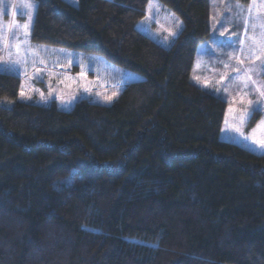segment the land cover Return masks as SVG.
I'll return each mask as SVG.
<instances>
[{"label": "trees", "instance_id": "trees-1", "mask_svg": "<svg viewBox=\"0 0 264 264\" xmlns=\"http://www.w3.org/2000/svg\"><path fill=\"white\" fill-rule=\"evenodd\" d=\"M149 1L35 0L20 75L0 69V264H264V153L191 80L211 1L159 0L170 47L137 28ZM26 81L124 89L64 111L19 101Z\"/></svg>", "mask_w": 264, "mask_h": 264}, {"label": "rangeland", "instance_id": "rangeland-1", "mask_svg": "<svg viewBox=\"0 0 264 264\" xmlns=\"http://www.w3.org/2000/svg\"><path fill=\"white\" fill-rule=\"evenodd\" d=\"M66 1L79 4V0ZM210 1L212 34L199 47L191 80L228 102L221 138L262 154L264 147L256 141L264 139V96L260 94L264 92V0H250L245 8L233 0ZM28 3L34 7H22ZM35 11V0H0L1 70L20 75ZM181 27L178 14L159 0L149 1L145 16L137 23L140 31L164 47L172 45ZM123 89L119 85L85 91L59 84L39 87L26 81L18 100L55 103L68 111L80 100L110 105ZM255 113H259L258 121L249 126Z\"/></svg>", "mask_w": 264, "mask_h": 264}, {"label": "snow or ice", "instance_id": "snow-or-ice-1", "mask_svg": "<svg viewBox=\"0 0 264 264\" xmlns=\"http://www.w3.org/2000/svg\"><path fill=\"white\" fill-rule=\"evenodd\" d=\"M22 7H25V8H29V9H31V8L34 7V5L28 3V4H23ZM23 27H24L25 29H27L28 25H27V24H24ZM260 94H261L262 96H264V92H261ZM21 95H23V93H21ZM261 123H262V125H264V121H262ZM237 131H239V129H237ZM256 142L259 143L262 147H264V139L259 140V141H256Z\"/></svg>", "mask_w": 264, "mask_h": 264}, {"label": "crops", "instance_id": "crops-1", "mask_svg": "<svg viewBox=\"0 0 264 264\" xmlns=\"http://www.w3.org/2000/svg\"><path fill=\"white\" fill-rule=\"evenodd\" d=\"M238 115H239V114H238ZM238 115H237V116H238Z\"/></svg>", "mask_w": 264, "mask_h": 264}]
</instances>
